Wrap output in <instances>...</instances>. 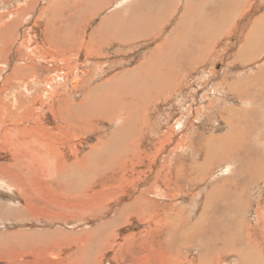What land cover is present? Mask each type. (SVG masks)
<instances>
[{"label": "bare ground", "instance_id": "1", "mask_svg": "<svg viewBox=\"0 0 264 264\" xmlns=\"http://www.w3.org/2000/svg\"><path fill=\"white\" fill-rule=\"evenodd\" d=\"M127 1L132 2V4L137 3L133 12L129 15L124 11V15L117 14L106 19L103 18V22L92 30L93 34L90 33V37L94 39L93 43H98L96 37H99L101 52L98 54L96 49L92 47L85 51L86 56L88 58V55L106 57L108 53H104V46L108 44L107 41L111 42L118 39L126 40L130 37H144L149 34L152 38L154 36L159 43L151 47L150 57L146 60L141 57L142 61L139 64L141 66L137 65L136 69L129 67L124 70L125 74L119 76L120 80L114 78V83L108 80V82H102L103 84L100 86L96 84L97 88L90 89V101L72 102L73 96L80 93L83 85L81 78L76 75L78 73L76 71L77 69L84 70H82L83 62L80 61V57H77L76 52L73 53L71 49L74 44H78L81 48L80 46L85 43L84 37L82 38L81 34L77 35L76 33L83 27L76 29V34L71 32L70 39H66L69 41L64 42L65 46L61 44L55 46L56 40H52L49 29L43 32L44 47L42 48H31L30 43L33 40H31V36L27 34L26 38L25 35H22L14 52V64H12V68H9L11 71L6 74L8 70L6 71L4 66H0V96H2L1 93L10 95L4 94L8 100L0 99V155L3 154V157H7L8 149L6 146H8V142L14 149L8 162H0V190L4 192L16 187V191L24 201L23 209L32 216V219L33 217L34 220L44 218L47 219L48 223L52 221L67 227H72L67 224L82 219L84 215L91 218L101 217L111 205H115V208L118 207L113 218L107 219L106 222L94 229H82V227L71 230L61 226L53 230H42V232L25 230L9 235L17 238L18 240L15 239V241H19V243L46 244L44 254L50 255L49 258H40L37 255L35 262L25 261L22 264H39L40 262L43 264H99L98 258L101 250L112 249L113 247L115 256L112 258L114 259L118 257L117 251L121 254H127L134 250L129 248L132 243L128 241L134 233L142 234V243L146 244L148 239H153L155 230L160 234L162 233L161 236L163 235L160 240L161 243L159 241V249L156 250L153 242H148L149 247L141 246L139 252L145 250L151 254L152 249H155L152 253L154 256L145 255L146 261L142 264H264V202H261L262 196L259 195L260 202H256L253 193L256 196L258 192H251L255 182L264 183V151H262L264 149V114L260 120L259 109L257 110L254 106L256 100L261 102L260 97L262 95L260 93H264V0H258V2L255 0H203V6L197 14L195 11L198 10V7L194 8L192 3H186L182 6L179 17H175V12L180 6L176 3L169 4L168 0H144L146 1L145 4L142 0ZM143 6H147V9L144 10ZM149 8L153 9L154 13ZM252 8L255 12H252L251 19L238 26L239 33L237 35L244 45H242V52L239 50L236 53H241L240 57L242 56L245 62H256L255 66L256 68L259 66V70L257 68V75L255 73L243 82L235 80V88L232 87L231 91H235L239 103H226L222 109L217 107V117L219 121L223 122L225 129L219 137L205 136L206 141L201 144L203 150H206L205 157L200 162L202 164L197 163V168H200L199 170L204 169L203 173L208 175L210 172L218 170L219 173L212 176L214 178L216 176V180L211 185V182L208 185L206 183L204 196L199 191L193 198L195 206L191 207L194 213H190V216L189 213L184 216L183 208L185 207L179 206L180 204L175 205L170 200L184 197V191L174 190L175 184L181 182L182 179L180 180V178L184 176L191 183L190 175H193L194 172L190 173L192 171L189 168L192 167L194 170L193 167L196 163L187 166L186 161L193 162L195 157L189 153L186 155L185 152L188 148L193 151V146L197 144L192 142V138H188L191 137V134L186 133L187 131L184 132L183 125L186 124L179 119L177 120L178 129L168 125V130L172 129L175 136L177 132L181 139L176 142V145L173 144L170 150L166 151L168 147H164V144L159 142V144L156 143L151 137L148 139L146 130L141 129L142 114L136 110L139 106H134V103L147 98L149 93L153 91L158 94L162 92L168 95L173 93L174 85L172 84V86L171 83L174 82L178 83L176 86L178 92H180L179 86L181 85L185 89L189 80V77L186 76L188 72H183L182 77L176 79V75L173 76L175 65L183 63L184 70H187L189 67L195 69L197 65L209 64L210 61L207 57L212 54L215 47L220 49L224 45L223 42L228 44L226 43L228 41L224 40L233 35L234 31L237 33V30H233L227 34L230 25L234 22L233 20L238 18L236 14L240 12L239 18L242 20L251 13L247 11ZM262 8V13H259ZM11 13L13 14V12ZM11 13L1 14L0 55L1 51H6L8 45L11 44V39L17 34L19 17L13 18L11 21L6 20L9 17L6 15ZM90 19H92L91 15ZM191 22L196 24H189ZM166 24L167 26L170 25V30L167 29ZM104 36H107L106 39ZM53 41L55 44L52 46L50 42ZM68 43L69 45H67ZM88 43L91 42L88 41ZM56 47L58 52L55 50ZM79 48L78 52L81 50ZM187 51H190V57L186 56ZM235 57L238 59V55L235 54ZM129 60L131 59L129 58ZM95 63L93 64L94 71L100 69L99 71L106 73L107 67H105L104 61L99 60ZM159 64L161 65L160 70L156 71ZM223 64L225 65V61ZM41 70L48 74L41 77ZM142 70L152 74L147 75L149 78L154 77V80L149 84L145 82L146 79L137 81L135 74L137 72L139 75ZM94 71L91 70V73ZM99 71L97 75H99ZM4 72L6 75L2 77ZM85 72L89 73L88 70ZM113 76L115 75L113 74ZM155 78L161 80L156 82ZM169 78H171L170 81ZM32 89L35 92L31 91ZM42 89H47V91L44 92ZM21 92L25 93V96H21L23 94ZM16 95L21 98L20 104L15 98L12 99V96ZM61 96L65 98L63 108ZM47 97L50 98V102L45 101ZM79 97L81 96L79 95ZM203 104L198 105L196 111H192L193 114L190 113V116L185 113L189 118L186 119L196 121L200 115L205 116L206 109L203 110ZM36 105H39L37 108L40 110L44 109V105L48 106L47 111L51 114V116L49 115L51 121L46 115L45 117L35 115L37 111L39 112L35 108ZM255 105L258 106L256 103ZM21 106H25L30 113L25 117L26 119L20 116L23 113L17 112ZM210 106L211 104L207 106L204 104V107ZM213 110L215 109L213 108ZM124 112L130 115L126 124L122 121V116H125ZM213 115H215L214 112ZM100 116L111 120L112 129L114 130L117 126L115 131H110L111 134L108 138L90 146V149L81 158L78 157L76 151L78 148L77 146L72 147V142L76 138L85 141L86 128L92 126V118ZM26 121H32L33 125L24 123ZM149 122L160 124L156 116L149 119ZM151 127L154 128V125ZM165 136L166 134L160 136L159 141ZM142 140L148 141V143H143ZM144 144H149L150 147L147 157L144 154ZM113 147L116 152L113 156L111 155L112 160L108 161L104 153L106 155L107 150L110 152ZM67 150L71 151L68 156H66L69 154ZM164 151L167 152L166 155H164ZM161 154L164 155V158L161 161L162 164H158L159 166L154 170L157 172L141 173L139 168L142 163L151 159L152 156ZM102 155L106 158V165L104 163L97 164ZM175 156L177 158L173 159ZM237 169L238 171H236ZM233 170L240 173L238 177L232 176V173H235ZM186 173L190 174L186 175ZM207 174L197 176L198 181L192 183V186L199 183L200 185L204 184V181L209 177ZM250 177L253 179L251 180ZM142 182L145 184L140 188L138 185ZM125 183L133 187L131 193H128L129 201L120 204L121 195L116 192L125 187ZM123 194L127 195L126 192ZM252 194L253 196H251ZM201 199L206 200L203 206L199 202ZM255 203L257 209L253 213ZM232 209L236 210L233 211ZM53 210L57 212L51 214L50 212ZM236 211L245 213V215L249 213L251 217L256 219V223L259 222L261 225L260 230L258 231L257 226L254 227L252 222L246 226L247 220ZM82 220L84 221V219ZM135 225L138 227L143 225V227L138 232L132 230L133 233L128 236L122 234L121 238L124 239V242L122 241L116 246L111 244L116 236H119L117 229L127 230V227ZM110 227H115V229L108 232ZM118 238L120 239V237ZM191 248L193 249L191 250L193 251L192 257L189 255ZM8 249V243L0 239V259L4 261V264H21L19 258L13 254L11 256ZM21 253L22 251L20 255ZM62 253L63 256H61ZM137 257L134 254L131 255L130 259L121 256L120 264H132L134 260H140L141 256ZM141 261H143V257H141ZM111 262L108 260L106 264H112Z\"/></svg>", "mask_w": 264, "mask_h": 264}, {"label": "rangeland", "instance_id": "2", "mask_svg": "<svg viewBox=\"0 0 264 264\" xmlns=\"http://www.w3.org/2000/svg\"><path fill=\"white\" fill-rule=\"evenodd\" d=\"M89 1H87V0H0V18L2 17L3 14L11 13V12H13V14L11 13V14L6 15V16H9L8 18H6L7 21H9V20L11 21L13 18L19 17V23L17 26V29H18L17 34L14 38L11 39V44L8 45V48H6V51H1V55H0V66H4L6 68V71L8 70L6 74H8V72L11 71V69H9V68H12V64H14L13 63V61H15L14 52L19 45L18 42H20L22 35L23 36L25 35L26 38H27V34L29 36H31V40L33 39L32 40L33 42L31 41V43H30L31 48H33V49L36 47L42 48V47H44V38H42V36L44 37L43 32H44V30L47 31L48 29H49L48 30L49 34L52 37V40H54V41L56 40L55 41L56 44L53 41V42H50V45L53 46L55 44V46H56V45L61 44V45L65 46V43L69 41V40L67 41L66 39H70L71 32L75 33L76 29H79V27L80 28L83 27L80 29V31H78L76 33H77V35L81 34L80 36L82 38L84 37L83 41H85V43L80 46L81 48H79L78 44H74V46L76 48L73 46V48L71 49V51L73 53L76 52L75 54L77 57L78 56L80 57V59H81L80 61L83 62V65H82L83 69L82 70H84V71H81V69H77V71H76V72H78L76 75L81 78V80H82L81 82L83 85H82V89H81L80 93L77 96H73L74 98H73L72 102L78 103L79 101H82V102L90 101V99H91L89 96L90 91L97 88L98 84L100 86L101 84H103L102 82H108V80L113 82V83L115 80H120L119 76L121 77V74L122 75L125 74L124 70H127L129 67L130 68L134 67L133 69H136L138 67L137 65L141 64L140 63V61H142L141 57H144L145 60L148 57H150L149 53H150L151 47L154 46L156 43H159V42L157 40H155L156 38L154 36H153V38H154L153 39L152 36L148 34V36L146 35L144 37L143 36H141V37L136 36V37H130V39H126V40L125 39H121V40L118 39V40H114L111 42L107 41L108 44L104 46L106 51L104 50V47H102V49L104 50V53H108V54H106L107 55L106 57L103 58V57H101V55L92 57V56L88 55L89 56V58H88L85 54V51L92 48V47H93V49H96L98 54H100V52H101V46L99 45L100 44L99 43V37H96L98 43H93L94 39L92 37H90L91 34H93L92 30L95 28V26H99L103 22V18L106 19V18L110 17L111 15H113V16L117 15V14L124 15L125 13L130 15L134 10L135 5L137 4V3L132 4V2H129L127 0H89ZM139 1H141V0H139ZM142 1H143V4L146 3V1H144V0H142ZM168 1H169V4L176 3L177 5H179L181 7V8L179 7V9L175 12V17L176 16L179 17V15L181 14V11H182V6L186 3L187 4L192 3L194 8L196 6L198 7V10H196V11H195V9H193L195 11V14H197V12L201 9V6H203V0H168ZM255 2H258V0H255ZM87 3H88V5H87ZM91 3H92V5H91ZM79 5H81V6L79 7ZM117 5H118V7H117ZM121 5H123V6H121ZM95 6H98V7H95ZM99 7H100V10H98ZM126 7H127V9H126ZM128 7H130V8H128ZM84 8H85V10H84ZM143 9L144 10L147 9V6H143ZM96 10H98V11H96ZM129 10H131V11H129ZM149 10H151V12L154 13L153 9L149 8ZM124 11H126V12L124 13ZM262 11H263V8H262V10L259 11V13H262ZM247 12H251V13L249 15H246L242 20L239 18L240 12L236 14V15H238L237 16L238 18L233 20L234 22H232V24L230 25L229 30H228L229 33L227 32V34H230V32H232L233 30H237V33H235V31H234L233 32L234 36L231 35L230 37H228L227 40H224V41H228V42H226L228 44H225V42H223L224 45L220 49H218V47H215V50L212 52V54H209L207 57L210 61L209 64L197 65V67L195 69L189 67L187 70H184L185 68H183V66H182L183 63L178 62L179 64L175 65V67L173 69L175 71V73H173V76L176 75V77H177L176 79H180L183 75V72L184 73L186 71L188 72L186 76L189 77V80L187 81L188 85L185 89H184V87H182V85L181 86L178 85L179 90H180V92H178V88L176 87L178 83L174 82V83H171V85L172 84L174 85V86L172 85L173 86V89H172L173 93H170L168 95L167 93H164V92H162L161 94H158L156 91H153L152 93H149V96H147V98L142 99L143 101L140 99L139 102L137 101V103H134V106L135 105L139 106V108L136 107L137 108L136 110L140 111L139 113L142 114V120L140 119L141 120V126H142L141 129L146 130L145 132L147 134L148 139L151 137L156 143L159 142L161 144H164V147H168L166 149V151L170 150V147H172L173 144L176 145L177 144L176 142L179 141V139H181V136L177 132H176V136H175L172 132V129L168 130V125L174 127V129H178L177 120H179V119H181L182 122L184 124H186V125H183L184 126V128H183L184 132L187 131L186 133L191 134L190 135L191 137H188V138L189 139L192 138V142L194 144H197V145L193 146V148H194L193 151H190L189 148L187 150L185 149L187 151V152H185L186 155H187V153H189V154L194 155V157H195L193 162L186 161L187 166H189V164L190 165L194 164V162L196 163V165L193 167L194 170L192 169V167L189 168L192 171L190 173L194 172L193 175H190L191 183L189 182V179L184 177V176L182 178H180V180L181 179L182 180L180 183L175 184L174 190L180 189V190H182V192L184 191V193H185V194H183L184 197L179 198L177 200H172V199L170 200V202H173L175 205L180 204L179 206L185 207V208H183L184 209V213H183L184 216L188 213H189V216H190V213H194V212H192V207H191V206H195L193 198H195V195L199 191L204 196L205 195L204 193H206L205 188L207 187L208 183L211 182L210 183V185H211L216 180V176H215V178L212 176L216 175V173H219V170H218L216 172H210V174L208 175L207 173H203L204 169L199 170L200 168L199 169L197 168V163L199 162L198 164H202L200 162H202L203 158L205 157V151L206 150H203V148L201 147V144L205 143V141H206L205 136L210 137L212 135V136L219 137L222 134L221 132H223V130L225 129L223 122L219 121V118L217 117L218 109H220V108L222 109L223 105L226 103H239V99L236 96L235 91H231L232 87L235 88V80H238V81L241 80L243 82V80H245L246 78H251V76H253L255 73L257 75V72H258L257 68L259 70V66L257 68L255 66L256 62H252V61L251 62H247V61L245 62L242 59L243 57L242 56L240 57L241 53H239V54L236 53L239 50H240V52H242V50H243L242 45H244L243 41H240V37H238V35H237L239 33L238 26L240 24L247 23L249 21V19H251L252 12H255V11L252 8V9H249ZM172 13H174V12H172ZM90 15H91V18L93 20L90 19ZM13 16H15V17H13ZM64 19H65V22H64ZM189 24L193 25L196 23L191 22ZM40 26H41V28H40ZM166 26H167V24H166ZM166 26H165V28H166ZM36 27H37V29H35ZM55 27H56V29H55ZM57 28H58V30H57ZM62 29H64V30L66 29V30L64 31ZM167 29L168 30L171 29L170 25L167 26ZM24 32H26V33H24ZM61 33H64V34H61ZM82 35H84V36H82ZM96 35L98 36L97 33H96ZM65 37H67V38H65ZM94 37H95V34H94ZM106 37L107 36H104L105 39H106ZM57 38H58V40H57ZM78 39H80V38H78ZM91 39H92V41H91ZM151 39H153V40H151ZM61 41H62V43H61ZM88 41L91 43H88ZM92 43H93V45H91ZM67 45H69V43ZM88 46H89V48H88ZM78 48L81 49L79 52H78ZM55 50L58 52L57 47ZM118 50H120V51H118ZM56 51H55V53H56ZM186 53H187L186 56L190 57V55H191L190 51H187ZM78 54H81V55H78ZM235 54L238 55V59L235 57ZM129 58L131 60H129ZM263 59H261V60H263ZM99 60L104 61L105 67H107V69H106V73L99 71L100 70L99 69L98 70L99 75H97L98 71H94L93 64H96L95 61H99ZM107 60H108V62H107ZM221 61L223 63L225 61V65ZM58 64L59 63L57 62V65ZM107 64H109V65H107ZM139 66H141V65H139ZM178 66H180V67H178ZM123 67H125V68H123ZM160 67H161V65L159 64L156 68V71L160 70ZM203 68L206 70L204 71ZM222 69H224V70H222ZM86 70L89 71L88 74L85 72ZM91 70H93L94 72L91 73ZM110 71H111V73H110ZM5 72L3 73L2 77L6 75ZM142 73H140L138 75V73L136 72L135 77L137 76V78H136V79H138L137 81L140 82V80L144 81L146 79L145 82L146 83L148 82V84H149L151 81L154 80L153 76L151 78H149L147 76V75H152V74H148L147 71L142 70ZM47 74L48 73L43 72V70H41V72H40L41 77L44 75H47ZM86 74H87V76H86ZM113 74L115 76H113ZM116 76H118V77H116ZM146 76H147V78H146ZM2 77H1V79H2ZM114 78H115V80H114ZM160 78L159 79L155 78V81L157 82V81L162 79V78L161 79ZM92 79H94V80H92ZM170 79L171 78H169V81H170ZM0 85H1V82H0ZM113 86H116V85H113ZM228 86H229V88H227ZM31 91L35 92L34 89H32ZM43 91L46 92L47 89H44ZM43 91L42 92L40 91V92L43 93ZM184 92H185V94H184ZM254 92H258V91H254ZM21 93H23V92H21ZM215 93L217 96L215 95ZM259 93H257V94H259ZM4 94L6 96H10L7 93H4ZM4 94L1 93L2 96H0L1 97L0 99L6 100L8 98V97L6 98ZM24 94L25 93L21 94V96H25ZM153 94H156V95H153ZM254 94L256 95V93H254ZM79 95L81 97H79ZM206 95H207V97H206ZM260 95L263 96V97L262 96L260 97L261 102L259 103L256 100L255 103L258 106H256L255 103H254V106L257 108V110L259 109V113H260L259 117H260V120H262L261 116H263V114H264V105H263L264 104L263 103L264 102V93L263 94L260 93ZM3 96H4V98H2ZM83 96H85V97H83ZM12 97H13L12 99L15 98L17 103L20 104V102H21L20 96L16 95V96H12ZM18 97H19V100H18ZM47 98L45 99V101L50 102V98L49 97H47ZM158 98H160V99H158ZM205 98H206V100H205ZM64 99L65 98L62 97V103H63L62 108L65 106V103H64L65 101L63 102ZM162 99H163V101H162ZM76 100H78V101H76ZM154 100H156V101H154ZM82 102H80V103H82ZM91 102H93V100H91ZM143 102H145V103H143ZM201 102H202V104L204 103L205 106L211 104L210 107H204V104H203V110L206 109L205 116L200 115V118L198 120L194 121V119H193V121L192 120L188 121L186 119V118H188V116H186V115L190 116V113L193 114L192 111H196L197 106L202 105V104H199ZM215 103L216 104L218 103V104L216 105ZM215 105H216V107H214ZM13 107H15V106H13ZM37 107H39V105L35 106L36 110H39V112L37 111V113H35V115L38 114L36 116H40V117H43V116L45 117V115H46L47 118L49 117L48 119L51 121V119H50L51 114H50V112L48 113V111H47L48 106H45V105L43 106L44 111L42 109L41 110L38 109ZM217 107H218V109H217ZM21 108H23V109H21ZM21 108H19V109L16 108L17 112L20 111L19 113H23L24 116H23V114H20V116L24 117V119H26L25 117H27L30 113L28 112V110L25 106H21ZM213 108L215 110H213ZM155 109H157V110H155ZM213 112L215 113V115H213ZM134 113L136 114V111H134ZM185 113H186V115H185ZM123 114L125 116H122V121L124 122V124H126V121L130 115L127 112H124ZM145 114H146V116H145ZM157 114H159V115H157ZM182 114H183V116H182ZM154 116L157 117L158 122H160V124H158L157 122H155L154 124H151L149 122V119L153 118ZM30 117H32V115H30ZM92 119H93L92 126H90V128H86L87 129V133H86L87 135L84 134L85 135V137H84L85 141H81V140L76 138L75 141L72 142V147L75 148V146H77L78 149L76 151L78 152V157H80V158L83 156V154L85 152H87L90 149V146L95 145L100 140H103V139L105 140L106 138H108L109 134H111L110 131L113 130L112 126L110 124L111 120H108L102 116L92 118ZM32 121H28V122L26 121L24 123L29 124V125H33ZM95 121L96 122L98 121V122L96 123ZM154 121H156V120H154ZM215 122H218V123H215ZM153 125H154V128L151 127ZM215 125H217V126L215 127ZM115 128L113 131H115ZM187 128H188V130H187ZM151 133H153V134H151ZM165 134H166V136L164 137V139L159 141L160 136H164ZM145 139H146V137L144 138V140ZM144 140H142V142ZM143 143H148V141L147 142L144 141ZM9 144H10V142H8V146H6L8 149L7 157H3V154H1L0 156H2V158H0V162L1 161H6V162L9 161V158L11 157V155L14 151L13 147L10 146ZM170 144H171V146H169ZM78 145H80V146H78ZM148 145L149 144H144V150H145L144 154L146 157L148 156L147 153L150 149V147ZM83 147H85V148H83ZM113 149H114V147L112 149H110V152L107 150L106 155L104 153V156L107 157L108 161L112 160L111 155L113 156L116 152V150L115 149L113 150ZM67 151L69 152V154H67L66 156L70 155V153H71V151H69V150H67ZM166 151H164V153H165L164 155L167 154ZM262 151H264V149ZM178 154H180V153H178ZM164 155L161 154L159 156H152L151 159H149L145 163H142L140 168H139L141 173L157 172L154 170L157 169V167L160 165V163L162 164L161 161H163ZM104 156L102 155L99 157V161L97 163L98 165H99V163L105 164L106 158H104ZM254 156L256 157V154H254ZM176 158L177 157L175 156V158H173V159H176ZM68 162L70 163V161H68ZM168 163L170 164V162H168ZM152 168H154V169H152ZM166 169L168 170V168H166ZM233 171H235V170H233ZM236 171H238V169ZM236 171H235V173H232L233 177H238V174H240L239 172H236ZM190 173H186V175H189ZM204 174H207L209 176L206 179V181H204V184L202 183L200 185V183H199L198 185L192 186V183L194 184L198 181V178H196V177L200 176V175L205 176ZM252 179L253 178H251V180ZM217 180H218V178H217ZM136 183H138V182H136ZM206 183H207V185H206ZM144 184L145 183L142 182V183H139L138 186L140 188H142ZM125 185H126L125 187L121 188L118 192H116V193L121 195V197L119 198L120 204H123V203H126V201H129L130 196L128 195V193L130 194L132 191L133 186H131L127 183H125ZM15 188L16 187H13V190H12L8 187V189H10V190H5L4 192L2 190H0V239L6 241L8 243V247H9L8 252L11 254V256H12V254L17 256L19 258V262L21 264L24 263L25 261L35 262V260H37V259H35L37 255H38V257L40 256V258H44V257L49 258L50 255H48L46 253L44 254V252H46V248H45L46 244L43 243L41 245L40 243H32V242H29V243H21L20 242L19 243V241L18 242L15 241V239H17V238H15L14 236L13 237L9 236V235H13L14 233H19V232L25 231V230L26 231L28 230V232H33V231L42 232V230L43 231L44 230H50V229L53 230V229L61 227V226H62V228L65 227V228L71 229V230L72 229L77 230V229H80L82 227H83L82 229H88V228L94 229V228H97V226H99L100 224L106 222L107 219L113 218L116 215L115 212H116V209L118 208V207L115 208V205H113V206L111 205L110 208L107 210V212L105 214H103L105 216L101 215V217L96 216V217L91 218L88 215H84V217H82V219H84V221L86 220L85 222L82 219H80L76 222H71L70 224H67L68 226L71 225L72 227H70V226L67 227L65 225L63 226V225L55 224L56 222H52V221H50L48 223L47 219H44V218L34 220V217H33V219H32L31 218L32 216L29 213H27V211L25 212V210L23 209L24 201H23L22 197L19 195V193L16 191ZM200 188L202 189V191ZM253 191L258 192V194H256V196H255V193H253ZM123 192H126L127 195H124ZM251 192L254 194V197H256V200H255L256 202H258V203L260 202L259 196H262L261 202H264V183L263 182H258V183L255 182V186L252 187ZM253 194L251 196H253ZM190 196H191V198H189ZM19 197H20V199H19ZM257 199H258V201H257ZM157 201H159V200H157ZM204 201H206V200H202V199H201V201L199 200V202L202 204L201 206L204 205V203H205ZM256 209H257V207H256V203H255L253 206L252 212L255 213ZM232 210L235 211L236 209H232ZM56 212H57L56 210H53L50 213L53 214ZM168 212L170 213V210H168ZM236 212L239 213V215L242 218L244 216V219L247 220V224L245 223L246 226L250 225V223L252 222V224H254V227L257 226V228H258L257 230L258 231L260 230L261 225L259 224V222L256 223V219L254 217H251L249 213H248V215H245V213H240L239 211H236ZM75 213H77V212H75ZM191 218H192V215H191ZM142 227H143V225H141L140 227H138L136 225L127 227V230L129 232L126 229L125 230L124 229H117V231H118L117 234H119V236L117 235L116 238L111 242V244L116 246L120 242H122V241L124 242V239L121 238L122 234L128 236L130 233H133L132 230H135L134 232H138L139 230L142 229ZM113 229H115V227L114 228L110 227L109 230H107V231L109 232ZM151 234H152V232H151ZM161 234H160V232L155 230L154 235L152 234L153 239L147 240L150 243L153 242V245H155L156 250H158L159 246H160L159 241L161 240V238L163 236V235L161 236ZM242 235H243V233H242ZM10 237H12V238H10ZM118 237H120V239ZM128 241H130L132 243L129 248L131 250L134 249L133 251H131L127 254H121L119 251H117L118 257H115L113 259L112 257L115 256L114 255L115 250H113V247H112V249L108 248L109 250L108 249L107 250L104 249L103 251L101 250V252L99 253V258H98L99 264H106L108 262V260H111L112 264H120L121 256L123 258L126 257V258L130 259L132 254L138 256L137 258H139L140 256L143 257V261H141V257H140V260H134L132 264H142L144 261H146L144 256L149 255L150 252L145 251V250H142L144 252H139V250L141 249V246H143L145 248H146V246L149 247L148 242L146 244L142 243V234L134 233L133 236H131V238L128 239ZM160 243H161V241H160ZM37 244L40 246H38ZM191 250H193V249L192 248L189 249V251H190L189 255L192 257L193 255H191V254L193 251H191ZM19 251L20 252L22 251V253H21L22 256L20 255ZM28 251L31 253L33 251H35V252H33L31 254ZM152 251L154 252L155 249H152ZM153 252H151L150 257L154 256V254H152ZM16 254H18V255H16ZM43 255H45V256H43ZM61 256H63V253ZM116 258H119V259H116ZM0 261H1L0 264H4L3 260L0 259ZM39 264H43V262H40Z\"/></svg>", "mask_w": 264, "mask_h": 264}]
</instances>
